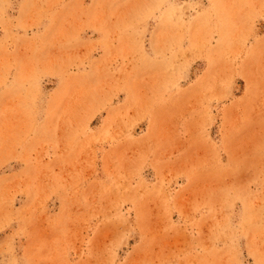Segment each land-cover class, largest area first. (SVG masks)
I'll list each match as a JSON object with an SVG mask.
<instances>
[{
	"label": "rangeland",
	"instance_id": "374dc122",
	"mask_svg": "<svg viewBox=\"0 0 264 264\" xmlns=\"http://www.w3.org/2000/svg\"><path fill=\"white\" fill-rule=\"evenodd\" d=\"M0 264H264V0H0Z\"/></svg>",
	"mask_w": 264,
	"mask_h": 264
}]
</instances>
